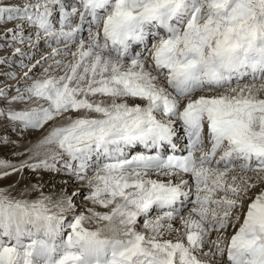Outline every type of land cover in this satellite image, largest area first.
<instances>
[{
  "label": "snow or ice",
  "instance_id": "1",
  "mask_svg": "<svg viewBox=\"0 0 264 264\" xmlns=\"http://www.w3.org/2000/svg\"><path fill=\"white\" fill-rule=\"evenodd\" d=\"M0 40V264H264V0H0Z\"/></svg>",
  "mask_w": 264,
  "mask_h": 264
},
{
  "label": "rangeland",
  "instance_id": "2",
  "mask_svg": "<svg viewBox=\"0 0 264 264\" xmlns=\"http://www.w3.org/2000/svg\"><path fill=\"white\" fill-rule=\"evenodd\" d=\"M9 2H15V0H9ZM5 43V41H3V40H1V42H0V57H9V56H11L12 55V52H13V49H14V47H23V45H21V46H19V45H15L13 48H7V49H5L4 47H3V44ZM42 44V43H41ZM40 47V46H39ZM39 47H38V49H36V51L38 50L39 52L41 51V50H39ZM38 53V52H37ZM30 56H31V53L29 54ZM12 59L14 60V61H16V63H12L11 64V66H9V65H7V64H5V65H0V87H2V86H4L5 84H9V83H12L13 81H16V80H14V79H7L4 75H3V73H6V72H15L16 73V76H17V79H19V77H22L23 76V73L24 72H26V71H28V68H21V67H19V60H20V58L19 57H12ZM25 61H24V63L25 64H28L29 65V63H30V60H32L33 58H27V57H25V58H23ZM42 71L43 70H41V71H37V72H32L31 73V75H33V76H39L41 73H42ZM39 72V73H38ZM10 81V82H9ZM12 81V82H11ZM7 82H9V83H7ZM17 82V81H16ZM20 87H22L23 86V81L21 80V83H20V85H19ZM11 94H15V92L14 91H12L11 92ZM17 107L18 108H20V107H25V105H17ZM46 129H47V126H46V128L45 129H42V130H38V131H34V134H40V135H43L44 133H46ZM18 135V133H15V135L14 134H12V138L14 139V140H16V139H20L21 137H19V135ZM39 135V136H40ZM38 136V137H39ZM23 143V142H22ZM22 145V144H21ZM7 152H8V148H4V149H0V154H7ZM14 158V157H13ZM12 158V159H13ZM15 159V158H14ZM26 175H27V173H26ZM45 177V178H44ZM44 177H43V180H46V179H49V177H48V175L47 174H45L44 175ZM49 181V180H48ZM33 183H35L36 182V180L35 179H33V181H32ZM46 186H45V188H44V191L46 192V193H49V192H52V191H55V187H51V186H49V185H47V184H45ZM19 187V186H18ZM13 195H17V193L16 192H13L12 193ZM32 195H34V194H31V196Z\"/></svg>",
  "mask_w": 264,
  "mask_h": 264
},
{
  "label": "bare ground",
  "instance_id": "3",
  "mask_svg": "<svg viewBox=\"0 0 264 264\" xmlns=\"http://www.w3.org/2000/svg\"><path fill=\"white\" fill-rule=\"evenodd\" d=\"M0 42H1V40H0ZM19 46H21V45H19ZM23 47H26V46H23ZM53 47H55V45H53ZM36 49H38V48H35V49H32V50H30V53H31V58H33L32 60H30V63H29V67L32 65V64H34L35 62H36V60H40L41 59V57L42 56H48L49 54H50V52H51V48H49L48 46H46V45H44L43 43L42 44H40V47H39V50H41L40 52L37 50L36 51ZM27 50V49H26ZM13 51H14V49H13ZM38 52V53H37ZM29 53V54H30ZM28 58V57H27ZM25 61V60H24ZM47 63H51V61H47ZM47 63H44V66L46 67L47 66ZM41 70H43V68L42 67H40V66H38L37 68H35L34 69V71L33 72H37V71H41ZM39 73V72H38ZM33 74V73H32ZM30 75H31V73H30ZM33 76V75H32ZM21 77H19V79H20ZM17 81V80H16ZM16 81H11L12 83H9V82H7V83H9V84H7L8 86H9V91L10 92H12V91H14V89H13V86H17V82ZM19 86V85H18ZM36 132V131H35ZM12 134H14L15 135V133H12ZM44 134H46V133H44ZM43 134V135H44ZM19 135V134H18ZM17 135V136H18ZM40 134H34V131H29V132H26V133H24V135H23V137H21L20 139H22V141H23V143H22V145H21V147H23V146H25V145H31V144H34V143H36L39 139H41L42 138V136L43 135H40ZM39 136V137H38ZM182 143H184L183 141H182ZM0 157H6V158H8V159H11L14 163L16 162V160L13 158V156H12V154H11V151L8 149V152H7V154L5 155L4 153L3 154H0ZM13 158V159H12ZM45 178V177H44ZM15 180H16V177H12V179H11V181H9V180H5V181H0V186H7L8 185V183H15ZM49 179H46V180H44V182H45V184H47V185H49V186H51V187H56V185L55 184H53L52 182H50V181H48ZM62 181H61V179L59 178V177H57L56 178V184H59V183H61ZM85 191H86V189H85ZM29 196H31V193L29 194Z\"/></svg>",
  "mask_w": 264,
  "mask_h": 264
}]
</instances>
